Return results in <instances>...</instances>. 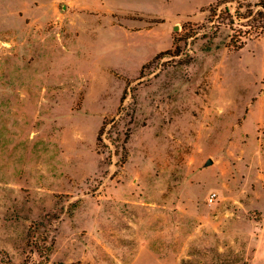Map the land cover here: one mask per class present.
<instances>
[{
    "label": "rangeland",
    "instance_id": "rangeland-1",
    "mask_svg": "<svg viewBox=\"0 0 264 264\" xmlns=\"http://www.w3.org/2000/svg\"><path fill=\"white\" fill-rule=\"evenodd\" d=\"M26 2L0 0V264H264V35Z\"/></svg>",
    "mask_w": 264,
    "mask_h": 264
},
{
    "label": "trees",
    "instance_id": "trees-1",
    "mask_svg": "<svg viewBox=\"0 0 264 264\" xmlns=\"http://www.w3.org/2000/svg\"><path fill=\"white\" fill-rule=\"evenodd\" d=\"M214 2V4L211 3L207 7V23L211 25L209 29H213L211 36H206V33L203 34L208 39L214 37L220 27H227L231 31L228 36L227 47L239 50L250 36L264 35V0H215ZM226 4L233 6L232 12L229 6H224L223 10H219L221 5ZM187 26L190 29L192 24L185 23L183 28ZM196 35L192 34L190 37H195ZM185 38H188V36ZM170 53L172 52L167 50L160 54L166 55ZM104 127L105 124L103 123L98 131V140Z\"/></svg>",
    "mask_w": 264,
    "mask_h": 264
},
{
    "label": "crops",
    "instance_id": "crops-1",
    "mask_svg": "<svg viewBox=\"0 0 264 264\" xmlns=\"http://www.w3.org/2000/svg\"><path fill=\"white\" fill-rule=\"evenodd\" d=\"M55 1L56 0H27L25 3L27 5H23L21 8L23 11H29L32 9V4L37 11H45L47 7H55ZM199 1L200 0H99V6L107 12L137 11L152 15L161 20L163 19L167 22L169 20L163 15V8H170L171 11L174 12L175 18H179L185 15H191L193 11H197L201 7L211 4L214 0H208L206 4H201ZM192 5L195 6L190 7ZM151 42L155 44L156 40Z\"/></svg>",
    "mask_w": 264,
    "mask_h": 264
},
{
    "label": "built area",
    "instance_id": "built-area-1",
    "mask_svg": "<svg viewBox=\"0 0 264 264\" xmlns=\"http://www.w3.org/2000/svg\"><path fill=\"white\" fill-rule=\"evenodd\" d=\"M214 196H215L214 194H211V195L209 196V198H208V201L211 202V201L213 200Z\"/></svg>",
    "mask_w": 264,
    "mask_h": 264
}]
</instances>
